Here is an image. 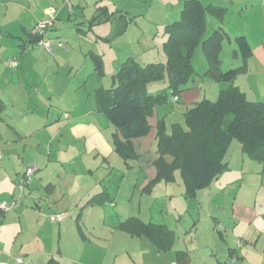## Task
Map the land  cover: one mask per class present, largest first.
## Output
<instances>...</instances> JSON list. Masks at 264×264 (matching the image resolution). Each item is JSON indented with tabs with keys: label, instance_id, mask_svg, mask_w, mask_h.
<instances>
[{
	"label": "rangeland",
	"instance_id": "obj_1",
	"mask_svg": "<svg viewBox=\"0 0 264 264\" xmlns=\"http://www.w3.org/2000/svg\"><path fill=\"white\" fill-rule=\"evenodd\" d=\"M201 1L204 4L214 1L226 7L221 23L228 35L222 42L220 56L224 68L238 67L241 60L233 55L237 47L234 38L242 33H249L251 39L258 38V31L264 25V18L257 13L258 3L254 0H242L239 5L235 1L231 3V0ZM182 2L0 0V97L5 101L2 114H7L4 120H0V165L7 162L6 168L11 166L10 172L16 178V193L20 194L19 183L28 168L26 166L35 164L39 167L34 157L41 155V160L50 158L52 163L44 174H40L43 170L40 164L39 171L24 178V193L34 192L37 188L39 193L45 195L47 182L44 180L41 186L39 177L49 176L53 183L58 184L56 194L61 198L58 205L63 206L59 212L55 207L39 213L30 212L26 216L29 221L27 232L24 230L16 242L15 237L11 238L13 246H20L28 235L32 237L39 232L43 245L38 246L34 242L29 247L54 251L55 258L62 264H72L69 262L70 257L81 259L86 264H180L175 258L174 249L160 252L145 237L131 236L106 227L100 206L87 205L82 208L83 200L76 205L80 198L84 199V189L108 172L105 170L109 164L117 174L123 175V179L114 202L104 204L106 221L140 215L145 221L165 222L176 230L177 236H181V242L188 233L196 236L200 242L203 252H192L191 264H214V254L223 257L222 261L227 259V249L240 239L242 227L234 226L230 217L232 205L244 197V192L249 201L256 200L257 204H261L264 200V186L258 187L261 174L251 171L247 163L242 161L246 155L241 152L237 140L231 142L225 156L228 168L224 169L219 180L214 179L210 186L199 190L196 197L186 198L176 183L161 182L151 193L141 191L139 186L144 174L135 165V160L129 161L134 166L130 168L113 152L108 156V161L103 163V154H98L96 150L87 152L86 137L76 138L68 131L56 132L66 120V114L75 118L78 115L81 117L84 110L88 113L93 111L89 117L109 136L108 141L112 146L111 133L115 128L104 115L97 116L94 112L95 89L113 85L112 74L116 71L117 61L121 63L134 58L146 64L162 57L166 60L163 50L165 25L180 19ZM49 9L54 11L53 14H48ZM207 16L204 36L220 24L212 14L207 13ZM40 20H51V25L46 27L40 38V41L52 43L51 51L39 42L31 44L28 41V33ZM92 51L101 56L102 73L95 70V62L89 54ZM192 62L199 74L207 68L201 44L195 48ZM12 63H16L15 67ZM203 78L210 82L206 86L209 98L215 100L218 94L212 93L216 91L217 81L197 76L198 80ZM166 84V77L162 81L150 83L148 92H155ZM176 107L175 112L168 110V131L173 122L185 126L181 109ZM18 165L25 166V170L16 174ZM241 166L244 167V173H240ZM176 176L181 184L179 172H176ZM251 176H254L253 179ZM4 187L3 182L0 191ZM168 190L173 194L170 204ZM34 194L39 195L38 201L43 199L41 206H45L46 197ZM4 200L9 202L10 199ZM168 204L179 209L180 218L178 215L175 221L171 218ZM150 205H153L152 210H149ZM56 213L65 216L59 222L50 221L49 215ZM259 231L251 239L254 242L258 236L257 250L253 251L254 255L250 256L247 264H256L258 260L264 264V228ZM7 247L10 244L7 243ZM228 264L243 263L228 260Z\"/></svg>",
	"mask_w": 264,
	"mask_h": 264
},
{
	"label": "trees",
	"instance_id": "obj_2",
	"mask_svg": "<svg viewBox=\"0 0 264 264\" xmlns=\"http://www.w3.org/2000/svg\"><path fill=\"white\" fill-rule=\"evenodd\" d=\"M207 13L221 21L225 8L204 5L200 0H183L180 19L165 25L163 50L166 61L141 64L134 58H128L113 73V85L96 92L98 110L116 130L112 134L113 150L128 165V160L136 156L132 139L149 131L148 117L156 106L168 103L190 88L199 75L229 83L228 87L219 90L215 100L203 98L188 107L184 112L185 126L174 122L168 131L164 119H159L155 135L156 176L143 188L145 192H150L159 181H175V172L178 171L186 197H195L228 167L225 156L234 139L248 158L264 163V101L247 99L245 93L233 84L236 77L247 69L245 59L251 55V46L246 36L235 37L237 48L233 55L240 54L242 64L224 68L220 52L227 33L218 26L204 36ZM30 35L35 42L42 37L41 34ZM199 44L207 62L203 74H198L192 62ZM90 55L95 62V70L102 72L101 56L94 52ZM165 77V87L148 92L150 83L162 81ZM3 108L0 98V114ZM121 178L122 175L118 174L115 179H107L105 188L90 196L83 207L113 203ZM106 223L130 235L146 237L158 251H169L174 244V232L161 222H145L130 216ZM177 254L183 252L178 251ZM45 264L62 263L51 257Z\"/></svg>",
	"mask_w": 264,
	"mask_h": 264
},
{
	"label": "crops",
	"instance_id": "obj_3",
	"mask_svg": "<svg viewBox=\"0 0 264 264\" xmlns=\"http://www.w3.org/2000/svg\"><path fill=\"white\" fill-rule=\"evenodd\" d=\"M234 1L238 5L241 4V2H242V0H231V3H234ZM254 1L257 2L259 5V10L257 11V13L259 15H262V17L264 18V0H254ZM208 4L221 6V7L225 8V13H226V7L225 6H223L221 4L214 3V1H211V2L206 3L204 5H208ZM207 19H208V16L206 15V20ZM221 21L219 20L220 24L218 26H220L224 29L225 27L222 25ZM256 31H258V30H256ZM258 32H259L258 33L259 35H258V38H256V39H251L250 36L248 35L249 33H242L241 34V35L246 36V38H247V40L251 46V55L245 59L246 67H247L246 71L244 73L239 74L233 82L234 85L238 86L245 93L247 99L252 100V101H259V100L264 101V25L262 26V28ZM227 35H228V33H227ZM237 36H239V35H236L235 37H237ZM28 41L31 44H33L35 42V41H33L32 37L30 35V32L28 33ZM22 47L23 48L25 47L24 44H22ZM92 52H94V51H92ZM220 58L223 62V59L221 56H220ZM236 58H240L241 64H242V61H243L242 56L240 54H238L236 56ZM158 61L159 62H165L166 60L162 57ZM116 64H118V65H116L118 67L120 63H118V61H117ZM12 66L15 67V65H12ZM202 70H206V69H202ZM102 71H103V67H102ZM204 72H202V74ZM206 78L209 79L208 77H206ZM208 83H210V82H208V80H204V78L198 80L197 76H196L195 80L192 82V85L190 88L180 92L179 95L170 99V101L168 103L156 106L153 109L152 115L150 117H148V122L150 125L149 131L143 136H139V137L132 139L136 156L134 158L128 160V165L127 164L126 165L130 168H133L134 167L133 164L132 163L130 164L129 161L135 160V162H136L135 165H137L140 172H143L144 177L141 180V185L139 186L141 191L144 192L143 188L149 183L150 180H152L156 176V167L154 165V160L157 157V154L155 152V149H156L155 135H156V126H157L159 119L163 118L165 123H166V118L168 117V110H170L171 113L175 112V108H177L176 106L180 107L181 112L184 116V112L186 111V109L188 107L192 106L193 104L197 103L198 101H200L203 98L210 99L209 95L207 93V87H206L208 85ZM215 83H216L215 84L216 85V91H214V93H212L214 95L218 94L220 89H223V88H226L229 86V83H226V82H215ZM100 88H108V87L100 86L97 89H95V92H94L95 106H94L93 110L95 113H97V116H98V114L104 115L102 112H100L98 110V103H97V98H96V92ZM2 101L4 103V108H5V101L3 99H2ZM4 108L0 114V120H4V116L7 115V114H2L4 112ZM89 110H91V109H89ZM92 112L93 111H89V113H88L87 111L84 110L82 112L81 117H80V115H78L75 118L72 115L66 114L67 115L66 120L63 122V125L58 126V128L56 129V132L61 133L62 131L63 132L68 131L70 134H72L76 138H79L80 136L86 137L87 138V145H86L87 146L86 147L87 152L96 150L98 154H103L102 162L105 163L108 161V156H111V154L114 152V150H113V147L109 144V141H108L109 136L101 130L100 125L95 124L94 121L89 117L90 113H92ZM79 117H80V119L76 120ZM166 125H167V123H166ZM170 127H171V125H170ZM166 129H167V126H166ZM14 131L17 133V135L20 134L15 129H14ZM114 132H116V130L112 131V133H111V143H112V134ZM19 136L21 137V135H19ZM240 150H241V148H240ZM241 152H242V150H241ZM39 157H34V160H37L39 162V164H38L39 167H37V169L35 171H39L40 166L43 165V167H42L43 170L41 169L42 171L40 174H44L47 171L49 165L52 163V160L48 157L46 158V160H44V159L41 160ZM244 159H248V160H244ZM54 161L59 162L58 159L57 160L54 159ZM242 161L247 163L249 168H251L250 169L251 171H256L257 175L261 174V176H260L261 178L259 180V183H258L259 186L258 187L264 186V163L258 162L259 164H252L251 161H254V160L248 158L247 156H246V158H243ZM40 164H42V165H40ZM18 166H19L18 167L19 169H18V172L16 170V174L25 170L24 169L25 166H24V168H23V165H18ZM6 167H7V162H4L2 165H0V170H1L0 171L1 172L0 184H2L3 182L5 183V187L3 189H1V191H0V194L2 197L0 199V202L5 201L4 198H9L11 200V198L13 196L19 195V193H16V187L14 186L16 178L10 172L11 166H9L8 168H6ZM27 167H29V166H26V168ZM106 168L107 169L105 170V172L106 171H108V172L105 173L104 176L102 174L103 177H101V179L94 182V184H92L90 187L84 189V195H83L84 199L80 198L76 202V205H77V203L81 202L82 200L86 202V200L90 196H92V194H95V193H93V192H95V190H98L96 193L102 191L105 188L104 182H107V179H110L111 177H113V179H115V175L118 176L115 169L113 167H110L109 164H107ZM227 168H225V169H227ZM243 168L244 167L241 166L240 173L241 172L244 173ZM223 171H221L218 174V176L215 178L216 181L219 180V177H220V175H222ZM90 172H91V170H90ZM176 172H178V171H176ZM176 172H175V181L165 182V183H168V184L169 183H176L179 187H181V190L183 191V193L185 195L184 184L182 182V179H181V184L178 182ZM119 175H122V174L119 173ZM253 177L254 176H251L252 179H253ZM122 179H123V175H122L121 180L119 181V186L117 188L116 194L120 189ZM39 180L41 182V184H40L41 186L43 185L42 183L44 182V180H46V182H47L45 185V190H46L45 195L39 193L40 190H38L37 188H36V191H34V192L42 195V197L43 196L46 197L44 199L45 201L47 200V203L45 204V206H41V201H43V199L38 201L39 195H35L32 190L29 191L28 194H25L24 189H23L22 191H20L22 196L18 200V204L14 208H12V210H9V211L7 210L8 212L7 211L2 212L0 210V262H6L7 264H45L49 260V258H51V257L55 258L54 251H52V250L42 249L41 247H36V249H31V247H29V246H33L34 242H35L34 244H36L38 246H40V244H42L41 240L39 238V232H36L35 236L32 235V237L30 235H28L25 240L21 241L20 246H19V244H17V246H13L11 244V238L15 237L14 241L16 242V240L19 239L18 237L24 233V230L27 232L26 225L29 224V221L27 220L26 216H29L30 212L38 211V213H39V212H43L44 209L49 210L53 207H55V209H57V211L59 212L60 208H63L62 205H60V206L58 205L61 202L60 201L61 200L60 195L58 193L56 194V190L58 189L57 188L58 184L56 185V183H53L51 177H49V176L48 177L41 176V177H39ZM213 181L214 180H212V182ZM161 182H164V181H159L158 183H156L154 185V187L151 189V191L147 192V193H151L154 190V188L156 187V185L160 184ZM250 186H251V184H250ZM205 188H207V187H205ZM168 191H169L168 195L170 196V197H168L169 204H170V200H172L173 194L171 193L170 190H168ZM239 192H240V190H239ZM198 193H199V191L197 192V194ZM116 194H115V197H116ZM197 194H196V196H197ZM23 196L25 197L24 199H23ZM185 197H186V195H185ZM186 198H188V197H186ZM84 203H83V205H84ZM169 204H168V211L171 210V213H170L171 218L175 221L176 220L175 218L177 215H178V218H180V213H179L180 211L175 206L170 207ZM83 205L81 206L82 208H84ZM88 206H93V205H88ZM94 206H100L103 209V224L106 227H108L109 229L114 230L115 228H112L111 226H109L106 223V218H105L106 209L104 208V205H94ZM232 206L233 207L231 208L230 217L234 221V226L235 225L236 226H238V225L242 226L241 230H240V239L236 240V243L234 244V246L228 247L226 260L222 261L221 258H223V257H217L214 254V258L212 259V260H214V264H220V263L228 264V260L232 261V262H242L243 264H247L246 262H248V260L251 258L250 256L254 255L253 251L257 250L256 242H257L258 236L255 238L254 242H252L251 239L254 238V236H256L255 233L258 232V230L261 231L264 228V200L262 201L261 204H257L256 200L250 199V201H249V200H247L246 193L244 192V197H242L241 200H239V201H235V203ZM152 207H153V205H150L149 210L150 209L152 210ZM130 216H136L139 219L145 221L142 217H140V215H129L127 217H130ZM126 218H124V219H126ZM124 219H122V220H124ZM148 221H152V220H148ZM148 221H145V222H148ZM161 223L166 224L165 222H161ZM167 226L169 229H171L174 232V235H175L174 244L170 250L174 249L175 258H176L177 262H180V264H191V253L195 252V251L201 252L203 250V247L201 246L200 242L197 240L196 236H193L191 233L185 234L183 236L182 242H181V236H177L176 230L173 229L172 227H170L169 225H167ZM252 228H254L253 231L251 230ZM118 230H120V229H118ZM234 230H235V228H233V231ZM120 231H122V230H120ZM123 232H125V231H123ZM125 233H127V232H125ZM127 234H129V233H127ZM131 236H133V235H131ZM138 237H143V236H138ZM7 243H8V245L10 244V247H7ZM205 249H206V247H205ZM206 250L208 251V249H206ZM178 251L179 252L182 251L183 254L178 255L177 254ZM160 252H162V251H160ZM18 258L21 259V262L17 261ZM70 258L71 259H69V262L72 264H86V263H84V261H81V259H75L73 257H70ZM138 264H147V263H138ZM201 264H205V263L202 262ZM256 264H262V261L258 260Z\"/></svg>",
	"mask_w": 264,
	"mask_h": 264
},
{
	"label": "built area",
	"instance_id": "obj_4",
	"mask_svg": "<svg viewBox=\"0 0 264 264\" xmlns=\"http://www.w3.org/2000/svg\"><path fill=\"white\" fill-rule=\"evenodd\" d=\"M48 14H53V10L49 9ZM48 25H51V20H40L39 22L35 23V25L31 28L30 33L32 35H38L44 34V31L46 29V27ZM39 44H41L45 49L51 51L52 48V43L50 41H39ZM60 46H62L61 44H59ZM12 65H15V63H12ZM37 169V166L35 164L29 166L26 171L23 174V179L21 181V183L19 184L20 187V191L23 190V185L25 184V180L24 178L30 176L35 170ZM22 196V194L20 193L19 195H15L11 198V200L9 202L6 201H2L0 202V210L2 212L7 211L9 209L14 208L17 204H18V200L20 199V197ZM64 214L62 213H56L53 215H49V220L52 222H59L60 220H62L64 218ZM18 262H21V259L18 258L17 259ZM0 264H7L6 262H0Z\"/></svg>",
	"mask_w": 264,
	"mask_h": 264
}]
</instances>
